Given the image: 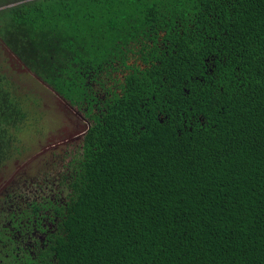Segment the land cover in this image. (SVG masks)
<instances>
[{"label":"trees","instance_id":"obj_1","mask_svg":"<svg viewBox=\"0 0 264 264\" xmlns=\"http://www.w3.org/2000/svg\"><path fill=\"white\" fill-rule=\"evenodd\" d=\"M0 42V255L264 264V0H0ZM36 79L90 120L58 204L4 186Z\"/></svg>","mask_w":264,"mask_h":264},{"label":"flooded vegetation","instance_id":"obj_2","mask_svg":"<svg viewBox=\"0 0 264 264\" xmlns=\"http://www.w3.org/2000/svg\"><path fill=\"white\" fill-rule=\"evenodd\" d=\"M66 108L75 109V112L73 113V118L69 117L68 120V126L69 128L65 130H62L60 132V128L57 130V134L52 136L51 138H47V142L49 143L48 147L44 148L42 151H40L35 156L30 157L28 161H26L19 169H17L13 174H11L10 177H7L5 179L4 186L12 184L14 180H19V184H22L25 186V188L32 189L34 191H37V189L40 191V193L46 197H48L53 203L58 204L64 199V192L59 191L63 188V183L65 182L64 176H68V173H70L71 164L73 162L74 152H76V148L80 147L84 133L86 129L88 128L90 124V120L85 116L83 113L82 116L78 115V111L81 109H78L77 107H73L71 105L65 106ZM61 121V119H60ZM63 121H66L63 119ZM42 141H40V144ZM71 144V145H70ZM70 145V146H69ZM54 148L53 151H57L56 149H60L59 153H56L53 159H57L56 161H50L49 159L44 158L45 151L47 148ZM48 153V152H47ZM46 153V154H47ZM53 156V154H52ZM35 160L37 163L44 161V165L38 168V172H36L34 175H28L27 169L28 164L31 160ZM27 165V169H23ZM48 165L49 170H44V166ZM22 171V172H21ZM3 186V187H4ZM43 212V211H42ZM40 212V214L42 213ZM44 212H47L44 211ZM42 217H40L41 219ZM45 222L40 223L39 227L44 228L46 225V220L43 219ZM36 220H34V223L31 230L25 231V235L27 236V239L22 238H16V241L19 244H24L25 246L23 249L26 251V253L23 251H19L15 253V256L13 257L8 256V254L4 253L0 255V263L2 264H19L24 260H29L30 258H33L34 253L33 248L34 245H32V242H42L45 238V233L40 229L39 227H36ZM7 225H10V221L6 223ZM50 227V224L47 223ZM20 230V229H17ZM19 231L13 230V228L10 226L9 230H6L5 234L7 235H14L19 234ZM18 244V246H19ZM16 246L17 249L19 247ZM43 249V246L41 247ZM19 258V259H18Z\"/></svg>","mask_w":264,"mask_h":264},{"label":"rangeland","instance_id":"obj_3","mask_svg":"<svg viewBox=\"0 0 264 264\" xmlns=\"http://www.w3.org/2000/svg\"><path fill=\"white\" fill-rule=\"evenodd\" d=\"M10 4L11 3H6L4 7L9 6ZM1 50L3 56L7 59L6 64L13 70L19 71V69L22 68V65L18 60L16 61L15 58H10L3 48H1ZM36 80L37 82L35 80L30 82L25 80L22 82V85L26 87L25 92L28 93V95L24 97L25 100H23L28 113V121L24 123L22 127V129H24H21V131L18 132L17 138L21 140L20 144H25V146L20 147V153L17 151L13 152L9 164L6 166V171L3 172L6 179L28 161L30 157L35 156L44 148L48 147L49 141L47 142V138L56 135L59 128L61 129L60 132L65 130V128L68 129L69 124L67 119H69V117L73 118V113L75 112V109L69 107L66 108L65 106H68V103L61 99V97H59L49 86L38 79ZM77 113L79 116L83 115L82 110ZM63 119L66 121H63ZM32 121L36 123L33 128L27 126V124L32 123ZM40 141H42L41 144ZM53 149L54 148L52 147L47 148L44 154L45 159H49L50 161L57 160L53 159V157L56 153H59V150L62 148L56 149L57 151H55V153ZM44 164V161L37 163L33 159L28 164L29 168L26 165L23 169L25 170L28 168V175H34L38 172V168ZM47 169L49 170L48 165L47 167L45 165L44 170Z\"/></svg>","mask_w":264,"mask_h":264},{"label":"water","instance_id":"obj_4","mask_svg":"<svg viewBox=\"0 0 264 264\" xmlns=\"http://www.w3.org/2000/svg\"><path fill=\"white\" fill-rule=\"evenodd\" d=\"M0 43H2V42H0ZM2 48L6 51V53L8 54V56H9L10 58H15V59H16V57L12 55V53L9 51L8 48H6V47L3 45V43H2ZM16 61H17V59H16Z\"/></svg>","mask_w":264,"mask_h":264}]
</instances>
